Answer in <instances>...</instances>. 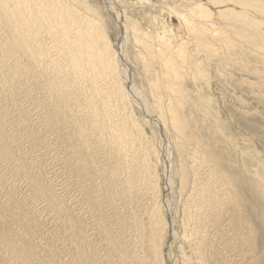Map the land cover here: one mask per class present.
<instances>
[{"label": "rangeland", "instance_id": "rangeland-1", "mask_svg": "<svg viewBox=\"0 0 264 264\" xmlns=\"http://www.w3.org/2000/svg\"><path fill=\"white\" fill-rule=\"evenodd\" d=\"M69 1L84 11L80 4ZM85 1L97 12L96 17L116 51L122 47L118 43L124 41L122 32L126 22L129 28L132 24L138 26L140 38L152 37L148 41L158 51L162 42L159 36L165 31L175 44L179 42L178 31L187 34L186 22L179 18L181 13L183 19L187 13L191 15H186L189 20L194 22V16L200 20L196 10L194 16L190 14L193 11L188 13L198 4L204 3L214 14V21H221L211 0H115L117 4L108 0ZM236 10L243 15L247 12L240 7ZM121 14L125 22L120 20ZM255 19L264 22V16ZM2 24L0 21V264H116L118 242L137 256L138 264H143L146 256L142 242L147 249L148 211L154 187L145 185L136 196L137 225L143 237L142 241L138 236L137 244L133 230L123 235L118 232V204L125 217L131 218L133 212L125 210L126 200L116 203L118 190L112 175L114 160L108 133L100 140L102 145L95 139L93 148L100 149L97 155L71 154L72 142L77 144L68 135L74 115L62 110L65 112L55 117V103L59 105L62 100H52L53 93L45 89L52 80L45 72L37 73L40 70L30 61L19 60L10 50L9 36ZM126 34L125 72H129L134 87L144 94L150 111L158 115L151 83L160 74L164 80V83L160 81L162 93H165L167 81L163 68L157 59L147 65L144 60L148 59V51L143 40L139 43L131 30ZM235 35H232L235 49L219 43L218 53L210 55L211 65L202 66L209 73L210 82L198 76L193 57L189 60L195 67L182 66L183 78L178 82L186 94L182 116L188 123L187 134L193 138L192 142L181 149L177 146L178 136L171 129L172 148L167 143L171 158L166 155L164 164H158L156 154L150 152V168L152 176L160 178L162 202L168 196L161 212L166 225L169 224L160 233L164 264H197L200 259L204 264H264V51ZM19 61L21 72L17 75ZM124 86L130 90V84ZM136 101L128 108L146 133V139L157 145L155 133L165 142L162 129ZM78 104L82 108V101ZM164 104L166 108L165 101ZM104 108L103 101L98 100V111L102 113ZM94 131L93 134L98 133ZM136 146V155L140 157L139 145ZM87 156L88 163L73 162ZM183 165L190 173L186 187L180 182ZM215 166L228 176L233 184V190L228 192L235 198H231V204L226 203L224 210L222 206L217 212L214 207H208L203 212L200 233L196 234V218L192 217L189 200L194 171L199 173L195 182L214 189L211 169ZM164 178H170L171 184ZM217 188L221 186L216 185ZM223 192L220 190L215 198H224ZM171 218L176 221L173 228ZM172 229L180 237L172 236ZM185 235L189 239L184 240ZM199 242L204 246L203 258L196 253ZM158 260L157 264H161Z\"/></svg>", "mask_w": 264, "mask_h": 264}, {"label": "bare ground", "instance_id": "bare-ground-1", "mask_svg": "<svg viewBox=\"0 0 264 264\" xmlns=\"http://www.w3.org/2000/svg\"><path fill=\"white\" fill-rule=\"evenodd\" d=\"M73 1L80 4V8H83L84 11L79 10L69 0H0V21L9 36L10 50L18 55L19 60L25 58L30 61L35 69L40 70L37 73L42 74L45 72L48 75L47 77L52 80V83L49 82L44 87L48 90V93H53L52 100L56 98H61L62 100L61 102L59 101L60 106L55 103V117L65 111L74 115V121L69 127L71 134L68 135L69 139L77 144L72 142L74 147L71 150V154L97 155L100 149H97L98 147L93 148L97 142H95V139L100 142V140L105 139L104 135L108 133L109 138L107 140L108 144L111 145V154L114 160L112 175L118 190L116 203L126 200L127 206L125 210L133 212L131 218L125 217L119 207L120 203L118 204V232L123 235L129 230H133L134 240L137 244L139 238L143 241V237L140 236V230L137 225L136 196H138L139 188L143 190L144 188H141L145 185L154 187L153 202L150 203L151 206L148 211L147 249L142 242L145 249L143 252L146 256L143 264H157L156 259L158 258L159 263L161 262L162 264L165 260H163L160 233L165 231L166 226L169 224L166 225L165 217L164 215L162 216L161 212L162 208L166 207V198L168 196H165L162 202L163 197L158 186L160 178L156 175L155 178L152 176L153 171L151 172L150 168L152 162H150L149 156L151 157V151L154 152L157 156L158 164L162 165L166 161V155L171 158L170 155L172 153L169 154L167 152L168 145L171 147L170 144L174 142L171 138V129L176 132L178 136L177 146L181 149L187 143L192 142L191 139L193 138L187 134L188 123L186 118L182 116L186 101V94L178 85V82L183 78L182 66L190 67L192 65V68L195 67V63L189 60L190 56L193 57L196 60L198 76L206 78L205 82H210V80H207L210 75L202 66H204V63L211 65L210 55L218 53L219 43L228 49H235L233 48L235 44L232 41V35L234 34L245 42L251 43L257 49L264 51V22L255 19L257 16H264V2L260 4L255 3L253 0H211L212 5L218 9L217 16L221 21H214V14L209 11L204 3L198 4L194 10H189L188 13L193 11L190 14L194 16L196 10V13H199L196 15H200V20H196L195 16H192L195 18L194 22L189 20L186 17L187 13L184 14L185 12H183L185 15L183 19L181 13L179 18L185 20L187 34L182 33V30L181 33L178 31L180 35L176 39L179 42L175 44V42L170 40V37H167V32L165 31L163 35L159 36L162 42L158 51L151 48V42L148 40H151L152 37L144 35L145 38H140L139 32L141 30L138 26L132 24L129 28L126 22L125 26L122 24L124 26V32H122L124 36H121L124 37V41L121 43V39L120 43H118L122 47L116 51L105 33L101 20L96 17L98 16L97 12L85 0ZM108 1L110 4H117L115 0ZM236 7L247 10L246 14L243 15L237 11ZM87 12H90V14L87 15ZM122 15L119 16L120 20L125 22L126 20ZM187 16L191 15L188 14ZM253 24L263 29L260 30L259 27H253ZM128 30L134 33L139 43L143 40V44L148 51V59L144 60L146 64H152L157 59L163 68V77L167 81L165 93H162L164 91H162V83L160 81L163 78L159 76L160 74L151 83V93L156 100L154 105L159 111L158 115L150 111L151 107L146 101L144 94L134 87L129 72H125L126 64L124 63V65L123 62H126V60L123 47H125ZM189 37L192 39L188 40ZM19 72H21L20 61L17 75H19ZM194 76L196 79L197 75ZM124 83L130 84V90L125 88ZM98 100L103 101L105 106L102 113L97 109ZM81 101L82 108L79 106L80 103L78 104ZM135 101L141 105L140 107L148 114V117L152 116L149 118L152 121L154 120L162 129L163 136H166V140L164 139L166 144L165 142L162 143L158 138L159 135L156 134V137L155 133L153 138L157 141V145L153 144L149 138L148 140L146 139V133L141 130L139 122L131 116V110L129 111L130 108H128ZM164 101L167 103L166 108L165 104L164 106L162 105ZM92 128L98 131L99 134H93L95 131ZM100 143L101 145L103 144L102 142ZM137 144L139 145L140 157L136 155ZM81 161L88 163L90 157L87 156L84 159L78 157L73 162L76 165V163ZM158 164L156 163L155 165L158 166ZM96 166L99 167L98 160ZM183 169L180 182L186 187L189 183L190 173L184 165ZM211 171L213 176L211 182L214 184H212L214 189L207 184L201 186L198 181L195 182L199 173L194 171V186L189 200H191L190 210L192 217L196 218L194 220L196 234L197 232L200 233L203 212L209 210L207 209L208 207H214L217 212L221 206L222 209L225 208L226 203L231 204V198L233 197L228 192L233 187L228 176L222 175L216 169V166ZM153 178L154 181L152 180ZM81 180L83 181L84 177ZM168 183L171 184L170 178ZM197 185L199 188H195ZM216 185H220L221 188L216 189ZM220 190L224 191V198L217 199ZM209 191L213 193L214 197H210L211 193ZM216 196L217 198H215ZM235 202L236 199H234L233 203ZM171 219V228H173L176 221L174 222V219ZM193 229L191 228V230ZM171 232L173 233L171 234L172 236L180 237L175 229H172ZM188 237L185 235L183 239L187 240ZM197 246L196 253L203 258L204 246L203 244L200 245V242ZM116 247V264H138L137 256L135 257L132 251L124 248L123 243H116ZM165 256L167 255L165 254ZM198 263L204 264L201 259Z\"/></svg>", "mask_w": 264, "mask_h": 264}, {"label": "water", "instance_id": "water-1", "mask_svg": "<svg viewBox=\"0 0 264 264\" xmlns=\"http://www.w3.org/2000/svg\"><path fill=\"white\" fill-rule=\"evenodd\" d=\"M169 236H171V235L169 234Z\"/></svg>", "mask_w": 264, "mask_h": 264}]
</instances>
